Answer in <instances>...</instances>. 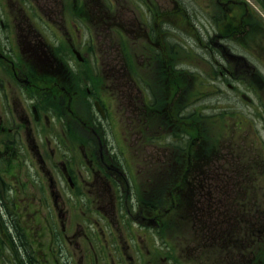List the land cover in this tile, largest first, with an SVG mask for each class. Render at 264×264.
I'll use <instances>...</instances> for the list:
<instances>
[{
  "label": "rangeland",
  "instance_id": "1",
  "mask_svg": "<svg viewBox=\"0 0 264 264\" xmlns=\"http://www.w3.org/2000/svg\"><path fill=\"white\" fill-rule=\"evenodd\" d=\"M30 1L32 0H26L27 3ZM87 1L89 9L92 10L90 18L93 21L87 26H82L81 22H78L76 30L68 26L71 33L66 32L61 35L62 37L42 26L39 28L40 33L47 41L40 38L37 32H33L29 39L34 43L36 40L43 42L47 55L55 53L60 57L62 66L72 74H79L81 79L91 75L104 76V78L100 76L101 80H94L102 90L98 91L90 86L91 91H95L108 109V119L102 122L101 129H106L109 140L117 142L106 146L111 153L116 154L119 161L116 157L114 159L125 171L126 179H135L136 185L132 186L129 192L121 191V195L125 197L124 201L119 202L114 192L108 189L104 191L99 185V190L95 192L96 199H100L98 202L95 200L90 202L85 195H81L78 196L77 202L73 203L67 187L61 183L59 177L58 189L65 197V201L69 203L72 200L69 207L72 213L68 212L64 218L56 220L53 212L57 209L64 210V204L63 207L53 205L52 208L47 200L45 203L40 201L41 195L34 189L37 188L36 177L27 173L34 167L30 158L5 161L4 163L12 169L17 167L15 171L12 170V176L6 182L8 187H12L13 193L24 197V202L10 207L12 210L10 221L16 224L18 230L12 232L14 237H10V234L0 237V245L5 243L2 253L6 257L13 254L15 248L10 244L13 238V240L19 239V243L15 244L17 249L25 247L30 254L35 250L40 253L45 259V261L41 260L43 264H73V261L75 264H188L185 262L187 257L192 261L190 264H193V260H196L197 264H228L229 262L242 264V260L235 261V258L227 261L228 255L225 253L229 252V248L233 245L239 248L244 245L241 235L235 231L225 232V228L224 232H219L217 228L216 232L207 236L196 227L197 220L191 219L200 210L205 213L209 206L204 201L188 203L184 210L180 208L176 211L172 208L162 215L161 226L154 228L150 225L143 228L148 223L141 220V216L151 209L150 205L153 209L160 210L161 207L163 211L167 208L171 209L169 202L172 195L170 197L171 192L168 190L172 178L167 176L166 170L178 162L174 155L177 150H181L180 145L184 146V143L180 141L182 137L177 138L181 133L178 132L177 137V133L173 137L169 136L171 127L163 125L162 129H156V134L159 137L169 138L166 140L158 138V150L153 157H150L143 147L140 153L141 148H138L140 145L133 138L132 140L123 138L121 128L125 125L124 136H130L129 132H133L137 124L138 112L135 111L138 108L143 109L141 105L153 109L162 105L165 97L163 88L167 78L177 77L175 85L179 87L177 95L179 100L176 115L201 128L203 152L211 153L210 158L206 157L208 159L205 161L211 165L208 167L207 177L205 175L209 179H206L208 183L205 187L209 190L204 193L219 195L217 208L219 213H225L223 219L232 229L235 228L237 220L247 221L249 216L235 217L232 213L238 210L239 206L249 209V204L245 205L237 201L238 197L245 195L244 192L250 193L249 188L253 185V178L256 176L254 174L262 173L260 167L252 172L249 162L246 161L247 158L260 157L259 162L264 161V31L259 29L262 27L261 21L264 23V13L252 0H249L256 7L250 6L253 12L250 17H253V20H249V14L244 19L252 22L250 25L254 27L251 32L236 37L241 39L240 41L252 40L256 46L253 52L243 51V53L247 55L246 58L252 63L259 77L253 79L250 84L249 80L238 81L234 84L237 93L227 94L226 85L221 86L222 91H219L218 83L210 77L214 69L208 63L212 59L205 50V45L215 34L217 23H220V29L228 24H240L241 13L235 9L226 13L220 10L215 0H172L174 14L166 18V11L171 5L170 0H157L159 3L157 11L152 7L153 0H110L109 2L103 0L112 11L110 20L112 28L104 30L105 36H103L91 27L92 24L97 23L92 17L96 18L97 14H100L99 2L91 4L90 0ZM3 3L4 1L0 0L1 15L4 14ZM16 3L17 1L12 2V7H17ZM257 17L261 21L257 20ZM255 20L257 22H254ZM118 24L124 28L121 33L113 28ZM134 25L147 28L145 33L150 37V42L146 41V38H137L138 33L134 32ZM99 28L102 30L104 26L99 25ZM27 35H29L28 29L23 27L19 30L11 27L7 32H0V45L6 44L10 50H13V55H21L19 51L25 50L23 43L24 36ZM57 40H65V43L57 44ZM89 40L91 42L87 45ZM46 43L50 47H47ZM70 43H75L76 48L80 49L84 64L78 65L77 61L73 60ZM35 54L34 48L29 56ZM122 56L126 58L128 66L124 64ZM162 58L164 62L161 61ZM127 72L131 73L132 78L127 76ZM1 78L3 77H0V82H2ZM238 93L245 94L251 101L247 103L241 100ZM230 98L234 100L226 101ZM140 99L144 100V103H140ZM4 108L5 111L9 110L7 105ZM117 113H119L118 117ZM68 115L66 109L61 111V118H66ZM150 117L148 116L147 123L141 122L145 128L154 126L156 120ZM107 121L110 122L108 128L105 127ZM8 137L3 135L1 139L5 140ZM136 154H140L141 157L137 158ZM213 155H216L215 158ZM231 155L234 158L228 159ZM218 158L220 161H213ZM222 159L228 160L229 163L223 165ZM75 163L81 169L80 159ZM3 168L4 165L0 164V172ZM132 171L134 172L131 173ZM131 174H133L132 178ZM82 177L87 176L82 175ZM262 180L253 183L260 185L263 183ZM30 183L34 187H31ZM177 183L181 181L177 179ZM163 184H167L166 187ZM259 192L263 195V192ZM83 193L85 192L80 194ZM190 194L194 196L196 192ZM24 195H28L31 201L35 199V202L25 206ZM18 200V197L14 198L15 202ZM137 201L140 203L139 206H136ZM126 204L130 208L126 207ZM257 208L264 211V205H257ZM24 210L37 211L35 220L38 225L34 232H32L34 229L32 224H29L30 230H25L28 224L23 221L24 218L27 221L26 216H23ZM68 215L70 219H67ZM58 220L62 221L61 225ZM72 232L78 233L76 238H72ZM25 233H29V245L24 242ZM235 237H238V241H235ZM202 238L207 239V245L203 244ZM258 249L264 253V248ZM239 251L245 252V250ZM74 252L75 256H73ZM86 254L88 257L84 256ZM35 259L37 254L33 261ZM255 260L257 264H264V254L250 257L249 263Z\"/></svg>",
  "mask_w": 264,
  "mask_h": 264
},
{
  "label": "flooded vegetation",
  "instance_id": "2",
  "mask_svg": "<svg viewBox=\"0 0 264 264\" xmlns=\"http://www.w3.org/2000/svg\"><path fill=\"white\" fill-rule=\"evenodd\" d=\"M3 1L4 14L1 15L0 13V32H7V29L11 27L19 30L24 27L29 30V35L24 36L25 42L23 45L25 50L19 51L21 55H13V50H10L6 44L0 45V77H3L1 78L2 82H0V164L4 165L2 172H0V237H6L7 234H10V237H14L12 232L17 231L18 228L16 224L10 221V212L12 213L10 207H15L20 202H24V197L13 193L12 187H8L6 180L10 179L12 170L15 171L17 167L12 169L4 163L5 161L30 158L34 167L31 171L28 170L27 173L34 178L36 177L37 188L31 183L30 185L41 195L40 201L45 203L47 200L52 208L54 207L53 205L63 207L62 204H64V210L57 209L53 212L56 220L64 218L68 212H71L69 207L72 200L73 203H76L78 196L85 195L90 202L91 200L98 202L100 199H96L95 192L99 190V185L104 191L108 189L114 192L119 202L124 198V195H121V191L127 190L129 192V186L125 171L114 159L116 157L118 160L116 154L111 153L108 146H106L117 142L109 140L106 129H101L103 127L102 122L108 119V109L95 91L92 92L90 89V86H93L98 91L102 90L100 85L95 83L94 80H101L104 76L100 75V78V76L94 77L91 75L81 79L79 74H72L67 68L62 66L60 57L51 54L47 55L43 42L36 40L34 43V41L29 39L30 35L33 32H39V28L42 26L59 35L68 32L70 30L69 27L76 30L78 22H81L82 26H87L88 24H85V22H93L90 18L92 10L89 9L88 1L32 0L29 3L26 0ZM14 1H17V7H12L11 3ZM90 1L93 4V1ZM170 1L171 5L166 11V18H170L174 14L173 2L172 0ZM252 1L264 13V0ZM247 2L249 5H247ZM215 3L220 10L226 13L232 11L231 9L241 13L239 25L228 24L220 29V23H217L215 25V34L210 37L208 44L205 45V50H207L208 55L212 59L208 63L214 69L211 71L212 75L210 77L218 83L217 90L222 91L221 86L226 85L227 94L230 92L236 94L234 84H237L238 81L249 80L250 84L253 79L259 77L252 63L246 58L247 55L243 53V51L247 53L253 52L256 46L252 40L240 41L241 39L236 38L251 30L252 26L250 24L252 22L249 20H253V17H250L253 12L250 6L256 7L249 0H215ZM151 4L155 11L159 9L157 0H153ZM98 13L100 14H97L96 18L92 17V19L97 20V23L94 24L99 25L101 23L103 26L108 27L110 21L108 11L102 9L98 10ZM248 14L249 20L246 21L244 18ZM166 25L169 26L168 23ZM262 28L264 31L263 23ZM139 29H141L140 26ZM139 36H144L146 41L150 42V37L145 32L139 34ZM70 44V53H72L75 51L76 44ZM34 48L36 54L29 56ZM80 59L76 64H84L82 56ZM161 61L164 62V59L162 58ZM175 84L176 82H171L167 78L164 85L166 89H163L165 95L164 103L159 105V108L155 107L154 109L150 106L141 105L143 109L138 108L135 111V113L138 112V115H136L137 124L133 128L134 131L129 132L130 136H124L126 126L123 125L121 133L123 138L127 137L130 140L133 138L140 145L138 147L141 148L140 153L143 147L150 157H153L158 150V138H164L165 140L169 138L168 136L159 137L156 134L157 128L162 129L163 125L171 127L168 133L172 137L175 133H177L176 137L179 133H181L180 135L183 134L181 142L184 143V146L182 144L180 146L181 150H177L174 156L178 160L185 162L186 167L183 169V166L178 165V168L184 170V175L180 185L170 186V189L173 191L175 188L179 189L182 187V190L185 188L188 191L191 189L193 191L199 190L203 197H206L208 193L204 192L209 190L205 187L208 183L206 180L207 170H209L208 167L211 164L205 162L208 158H206V153L203 152L202 130L198 125L191 123V121L177 117L176 106L179 100L177 96L179 87ZM138 88L140 89V87ZM251 91L256 92L255 90ZM241 95L242 93H238L239 98L243 100ZM143 99L145 100L144 96ZM144 100L140 99V103H144ZM230 100L234 99L230 98L226 101ZM6 105L8 106V111H5L4 106ZM64 109L69 112V115L66 118H61V111ZM116 115L118 117L119 113ZM148 116H151L150 118L154 117L156 121L153 123L154 126L149 128L145 125V128L141 122L147 123L149 121ZM165 121L166 124H164ZM109 123L107 121L106 128H108ZM194 125L195 127H193ZM192 129L194 131L190 135L189 130ZM131 133L134 135L132 134L131 136ZM158 133L161 134L160 132ZM3 135H8L9 137L2 140L1 137ZM196 150H198V153L202 150L203 155L198 156ZM213 156L215 158L216 155ZM136 157L139 158L141 155L136 154ZM233 158L232 155L228 157V159ZM259 158L255 159L251 156L250 161L249 158L246 161L249 162V166L253 171L258 167L262 169V173H259V180H262L264 176V161L260 163ZM77 159L81 161V169L75 163ZM213 161H220V158L213 159ZM222 161H224L223 165L229 163L225 159H222ZM82 175L87 177L84 178ZM257 176L253 178V182L257 181ZM59 177H61V183L65 184L69 191L68 195L72 199L69 203L65 201V197L58 189L57 179ZM262 181L263 183L260 185L252 182L253 185L250 190L252 192V202L254 203V195L261 202V206L264 205V180ZM133 182L136 185L135 179ZM254 190H258V195L255 194ZM259 191L263 192V195ZM81 192L85 193L80 194ZM244 194L242 197H238L237 201L246 205L249 204V192H244ZM24 196L26 197L25 206L35 202V199L31 201L28 195ZM181 196L185 198L188 197V194L181 192ZM16 197L19 198L18 202L14 201ZM245 198L246 201L244 202ZM102 201L104 202V200ZM203 201L207 205H218L217 202H219L216 201L211 204L208 199ZM108 202L110 201L108 200ZM173 203L174 200L172 199L171 204L173 205ZM186 205L188 206V203ZM150 208L145 215L141 216V220L148 224L161 226V214L157 209H152L151 205ZM35 214H37V211L24 210L23 216H26L27 221L25 218L23 221L28 224L25 228L26 231L30 230L29 224L34 227L32 232L38 225L35 220ZM67 219H70L69 215ZM61 223L62 221H60V225ZM71 234L72 238H76L78 235L75 232ZM23 237L26 240L24 242L29 245V233H25ZM66 237L68 236L66 235ZM243 239L247 245L245 247L247 254L242 252L235 254L236 249L229 248V252H225L229 256H227V261L235 258V261L242 260V264H249V229L246 233V238ZM17 243H19V239H11L10 244L14 246L15 250L9 257L4 256L2 253L5 243L0 245V264H43L42 261H45V259L40 253L38 254L35 250L33 254H30L25 247L17 249L15 247ZM227 243H229V240ZM203 244H208L207 239H203ZM36 254L37 259L33 261ZM75 255L76 253L74 252L73 256ZM84 256L88 257V254ZM73 264H75L74 261ZM228 264L238 263L229 262Z\"/></svg>",
  "mask_w": 264,
  "mask_h": 264
},
{
  "label": "bare ground",
  "instance_id": "3",
  "mask_svg": "<svg viewBox=\"0 0 264 264\" xmlns=\"http://www.w3.org/2000/svg\"><path fill=\"white\" fill-rule=\"evenodd\" d=\"M169 79H170V81L171 82H175V81H177V77L176 78H174V77H169ZM164 90L166 89L165 87L163 88ZM250 99V98H249ZM251 101V99L249 100V102ZM193 129L192 130H190V135H192L193 134ZM180 137H183V134L182 135H179V138ZM182 140V139H181ZM180 140V141H181ZM195 146H197V145H195ZM202 150H200V152L198 153V150H196V153L198 154V156L199 155H203V153L201 152ZM193 155V154H192ZM203 159V158H202ZM249 161H250V159H249ZM177 164V165H176ZM173 167L172 166H169L168 167V169L166 170V174H167V176H171V178H172V180H171V184L169 185V186H172V187H175V186H177V185H180V183H177V179H179V181H182V178H183V175H184V167H186V163L185 162H182V160H178V162L176 163ZM180 164V165H179ZM178 165L179 166H183V169L182 168H178ZM134 171H132L131 173H133ZM130 177L132 178L133 177V174H131L130 175ZM127 180V184H128V186H129V189L132 187V186H135V183L134 182H132L133 180H128V179H126ZM169 184V183H168ZM163 185H165V187H166V185L167 184H163ZM184 189V188H183ZM168 192H171V193H169V195H172V199L174 200V203H173V205L171 204V200H170V207H171V209H169V208H167V209H165L164 211H163V209L160 207V210L159 209H157V208H155V209H157V211L161 214V216L164 214V212H166V211H168V210H172V208L174 209V210H176L178 207H180V206H185V204L186 203H194V202H196V201H198V200H200V201H202L203 202V200L204 199H208V200H210L211 201V204H214V202H216V201H218L219 200V195L218 194H213V193H211L210 195H208V196H206V197H203V195L201 194V192H196V194L194 195V196H191V192H193V189H191L190 191H188L186 188L184 189V190H182V187H180L179 189H176L175 188V190H173L172 191V189H169L168 190ZM181 192H183V193H186V194H188L189 196H190V198H188V197H185V198H187V199H185V198H182V196H181ZM173 193H174V195H173ZM253 199H255V197H253ZM123 201L125 200V197L122 199ZM246 201V200H245ZM244 201V202H245ZM128 204V203H127ZM127 204H126V207H129V206H127ZM129 205V204H128ZM140 205V203H139V201H137L136 202V206H139ZM130 208V207H129ZM153 209V208H152ZM171 212V211H170ZM191 219L192 220H197L196 222V227L197 228H200L201 226H202V224L204 223V218L203 219H199L198 218V213L196 214V215H193L192 217H191ZM150 225H152V224H146L145 225V227H143V228H146V226L147 227H149ZM154 228L155 227H157V226H155V225H152ZM142 228V229H143ZM248 229H249V225H247V227H246V231L245 232H243V231H240L239 232V227H236L235 226V228L234 229H232L231 228V226H229V227H227L226 229H225V232H230V231H235L236 233H238L239 235H241L242 236V238H246V233L248 232ZM224 232V231H223ZM203 239H205V238H202L201 240L203 241ZM235 239V241H238V237H235L234 238ZM245 247H247V245H246V242L244 241V245H242L241 246V248H239L238 246H231L230 248H235L236 249V253L235 254H238V253H240L241 251H239V250H245ZM242 253H244V254H247V250H245V252L244 251H242ZM254 253H256V249H252L251 251H250V249H249V258L250 257H253L254 258ZM239 257V256H238ZM194 262H193V264L195 263V264H197V261L196 260H193ZM185 262L186 263H188V264H190L192 261L187 257L186 258V260H185Z\"/></svg>",
  "mask_w": 264,
  "mask_h": 264
},
{
  "label": "trees",
  "instance_id": "4",
  "mask_svg": "<svg viewBox=\"0 0 264 264\" xmlns=\"http://www.w3.org/2000/svg\"><path fill=\"white\" fill-rule=\"evenodd\" d=\"M251 194L249 193V209L246 207H239L234 213H232L235 217L237 216H249V221L237 220L235 222V226L239 227V232L246 231L247 225H249V249L250 251L257 248H264V245L258 243L257 240H261L264 235V211L258 210L257 207H252L250 203ZM209 208V209H208ZM204 212L200 210L198 212V218L203 219L204 223L200 227L201 232H205L206 235L209 233H214L217 231H223L230 225L223 219L224 215L219 213V209L217 207H208ZM221 214V215H219ZM238 232V233H239ZM264 254L263 251L258 252V254Z\"/></svg>",
  "mask_w": 264,
  "mask_h": 264
}]
</instances>
